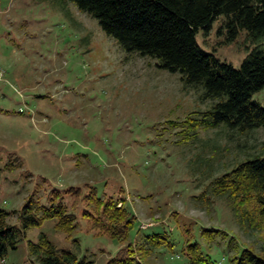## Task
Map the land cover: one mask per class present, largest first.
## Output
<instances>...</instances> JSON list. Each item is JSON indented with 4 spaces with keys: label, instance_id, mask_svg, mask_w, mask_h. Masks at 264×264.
Masks as SVG:
<instances>
[{
    "label": "rangeland",
    "instance_id": "rangeland-1",
    "mask_svg": "<svg viewBox=\"0 0 264 264\" xmlns=\"http://www.w3.org/2000/svg\"><path fill=\"white\" fill-rule=\"evenodd\" d=\"M220 20L197 32V44L238 68L264 38L253 42L242 31L229 41ZM254 99L264 105V92ZM219 101L149 57L124 52L70 0H0V209L13 212L6 223L18 227L30 196L42 205L52 189L81 190L60 194L76 218L71 236L46 221L22 233L0 264H38L29 244L42 234L95 264L124 249L143 264L203 257L235 264L244 249L264 260V219L254 198L234 203L211 189L239 163L264 156V129L184 124ZM90 189L131 214L128 240L90 228Z\"/></svg>",
    "mask_w": 264,
    "mask_h": 264
},
{
    "label": "trees",
    "instance_id": "trees-1",
    "mask_svg": "<svg viewBox=\"0 0 264 264\" xmlns=\"http://www.w3.org/2000/svg\"><path fill=\"white\" fill-rule=\"evenodd\" d=\"M70 1L80 12L95 19L124 52L149 57L157 68L178 73L184 85L202 86L204 98L220 99L211 111L197 113V117L188 118L184 124L193 129H210L224 123L228 129L239 132L264 129V105L254 99L264 92V45L253 48L235 68L202 50L195 38L199 30L208 33L217 19H221L219 31L224 30L229 41L242 31L253 42L264 38V0ZM211 189L214 195L227 196L234 203L243 204L254 198L258 214L264 219V156L239 163L215 179ZM90 191L86 202L96 208L92 214L86 211L90 228L111 240L122 243L128 240L134 222L131 214L125 208L116 209L115 201H102L93 189ZM80 192L75 187L52 189L42 205L35 196H30L18 213V227L6 223L13 212L0 209V261L9 248L15 250L22 233L40 228L46 221L54 220L57 230L71 236L77 229L76 218L60 194L78 197ZM29 250L38 264H95L86 256L79 258L68 248L54 246L43 234L37 243L29 244ZM197 263L212 264L208 257L198 259ZM109 264L143 263L131 249H124ZM235 264H264V260L244 249L235 258Z\"/></svg>",
    "mask_w": 264,
    "mask_h": 264
}]
</instances>
